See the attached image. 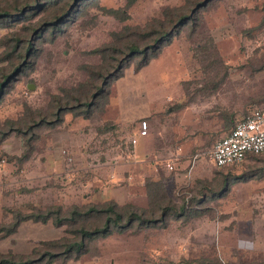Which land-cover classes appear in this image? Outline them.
<instances>
[{"label": "rangeland", "instance_id": "obj_1", "mask_svg": "<svg viewBox=\"0 0 264 264\" xmlns=\"http://www.w3.org/2000/svg\"><path fill=\"white\" fill-rule=\"evenodd\" d=\"M188 5L136 0L125 22L98 12L93 25L75 23L68 36L44 45L33 72L5 95L0 119H19L24 103L49 110L52 94L87 78L82 66L99 62L89 51L109 42L112 31L144 25L165 6ZM200 15L194 34L184 30L145 66L126 68L92 118L67 112L53 129L41 131L28 159H18L26 150L22 135L12 132L0 141V224L11 220L12 210H67L109 200L147 208L146 179L162 178L173 203L196 200L191 206L200 214L186 222L172 219L164 228L115 232L67 264H264V153L231 168L215 167L206 155L229 130L220 108L237 121L264 106V0H215ZM11 30L0 28V38ZM199 42L214 55L215 71ZM142 119L148 122L145 137L138 136ZM63 235L51 222L24 221L0 237V252L28 254L39 241Z\"/></svg>", "mask_w": 264, "mask_h": 264}, {"label": "trees", "instance_id": "obj_2", "mask_svg": "<svg viewBox=\"0 0 264 264\" xmlns=\"http://www.w3.org/2000/svg\"><path fill=\"white\" fill-rule=\"evenodd\" d=\"M135 1L126 0L118 7H106L101 5V0H0V28L12 29L0 38V63L7 62L6 67L0 66V105L15 83L33 72L46 43L68 36L75 23L95 24L98 12L125 22L130 17L128 8ZM213 1L188 0L189 5L181 10L165 6L159 17H153L144 25L123 24L119 30L112 31L109 42L89 51L99 56V62L82 66L88 74L85 80L62 88L60 94H52L49 110L33 109L24 103L25 111L19 119H0V141L12 132L22 135L26 150L18 158L21 161L28 159L33 152L40 132L46 128L53 129L63 121L67 112L85 119L92 118L107 104L109 86L123 75L126 68L134 62L136 69L145 66L184 30L194 34L200 25L201 11ZM197 48L202 54H207L210 70L215 71L217 61L212 59L214 55L210 48L202 42ZM216 87L217 84L213 86ZM218 114L224 120L223 129H229L228 133L236 123L233 112L220 108ZM145 187L147 208L118 205L109 200L67 210L60 206L44 211L35 209L30 213L12 210L11 220L0 224V237L14 234L24 221L51 222L55 227H62L68 236L41 240L28 254L0 252V264H67L70 259L77 260L86 254L92 243L115 232L164 228L172 219L186 222L193 215L200 214L197 213L198 208L191 206L196 200L182 201L178 205L173 203L162 178H147ZM219 191H226V184ZM203 200L199 198L196 204ZM202 262L203 259L197 260V264Z\"/></svg>", "mask_w": 264, "mask_h": 264}, {"label": "built area", "instance_id": "obj_3", "mask_svg": "<svg viewBox=\"0 0 264 264\" xmlns=\"http://www.w3.org/2000/svg\"><path fill=\"white\" fill-rule=\"evenodd\" d=\"M148 134V122H139V135ZM137 138H131L135 145ZM264 153V106L256 107L237 119L234 127L206 152L208 159L217 168H231L246 163ZM196 155L195 158H197ZM168 168L172 169L170 164Z\"/></svg>", "mask_w": 264, "mask_h": 264}, {"label": "crops", "instance_id": "obj_4", "mask_svg": "<svg viewBox=\"0 0 264 264\" xmlns=\"http://www.w3.org/2000/svg\"><path fill=\"white\" fill-rule=\"evenodd\" d=\"M143 116V115H142Z\"/></svg>", "mask_w": 264, "mask_h": 264}]
</instances>
